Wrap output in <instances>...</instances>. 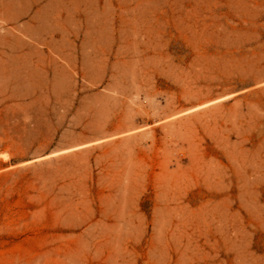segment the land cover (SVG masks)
<instances>
[{
    "label": "rangeland",
    "instance_id": "374dc122",
    "mask_svg": "<svg viewBox=\"0 0 264 264\" xmlns=\"http://www.w3.org/2000/svg\"><path fill=\"white\" fill-rule=\"evenodd\" d=\"M0 264H264V0H0Z\"/></svg>",
    "mask_w": 264,
    "mask_h": 264
}]
</instances>
